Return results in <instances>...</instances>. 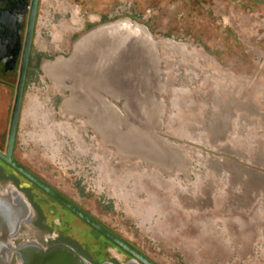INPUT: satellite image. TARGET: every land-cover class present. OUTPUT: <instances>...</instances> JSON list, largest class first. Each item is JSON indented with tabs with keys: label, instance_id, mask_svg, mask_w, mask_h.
<instances>
[{
	"label": "rangeland",
	"instance_id": "obj_1",
	"mask_svg": "<svg viewBox=\"0 0 264 264\" xmlns=\"http://www.w3.org/2000/svg\"><path fill=\"white\" fill-rule=\"evenodd\" d=\"M254 1L43 0L42 10L45 8L46 13L41 14L44 35L40 37L51 59L68 57L73 43L86 32L121 19L146 27L156 40L169 39L177 43L180 54L172 47L158 50L165 58L164 68L168 73L163 94L159 96L163 101V114L160 130L156 133L178 146L186 162L183 166L193 179L183 175L181 166L167 171L141 158L118 157L110 148L106 152L104 175L114 184L120 182L119 187L123 184L130 189L133 185L129 186L130 180L126 177H132L131 171H136L134 175L138 180L135 181L139 184L134 191L139 200L147 203L143 199L146 192L153 193V201L168 204L172 223H178L187 213L190 215V210H202L204 222L218 229L212 232L216 234L218 258L205 257L196 263L200 253L182 256L178 249L155 242V237L132 225L135 219L125 215L123 206L122 210H115L119 198H113L112 193L107 192L111 198L103 195L97 201L106 213V217L101 218L111 226L117 223L114 226L118 233L139 245H150L155 256L173 257L175 263L264 264V128L257 114L264 112V29L261 21L264 17L260 4ZM37 52L36 47L33 54ZM34 69L29 66L27 82L35 74ZM45 77L43 75L42 79ZM32 80L34 86L43 89L39 78L33 76ZM58 96L61 100L67 92L58 90ZM228 98L230 116L225 114L221 121L220 116L216 118L215 115H219ZM116 105L120 107V103ZM81 119L83 117L71 115L68 118L75 125V129L70 130L74 139L78 141L85 127L88 129L85 143L97 144L93 129L88 124L84 127L78 124ZM61 158L66 159V155L62 154ZM113 159L116 165H123L121 174L120 166L117 169L111 166ZM0 168V176L1 172L15 173L7 165H0ZM111 172L119 177L115 178ZM69 176L75 186L84 188L71 171ZM16 178L22 187L29 183L23 176ZM147 181L151 182L149 189ZM51 202L57 210L54 216L63 214L68 223V226L59 227V231L68 234L70 243L73 242L79 252L97 255L100 245L107 239L98 233L95 235L97 231L54 200L48 204ZM146 209L143 203L140 211ZM52 216H47L46 220L51 222ZM156 218L165 221L162 215ZM154 243L158 247H152Z\"/></svg>",
	"mask_w": 264,
	"mask_h": 264
},
{
	"label": "flooded vegetation",
	"instance_id": "obj_2",
	"mask_svg": "<svg viewBox=\"0 0 264 264\" xmlns=\"http://www.w3.org/2000/svg\"><path fill=\"white\" fill-rule=\"evenodd\" d=\"M206 4L213 7L212 3L206 2ZM257 4H260V13L264 17V0H257ZM42 7H44L43 0H0V106L2 105L0 107V153L6 155L7 152L10 118L16 95L19 68L23 58L29 22L32 20L30 49L10 159L111 233L126 248L108 238L0 157V165H7L15 172L14 174L1 172L0 176V209L5 210L10 221L6 225L7 243L6 246L3 245V254L0 251V262L8 261V264H22L25 256H19L13 251L18 248L25 247L36 253L35 250L37 249L46 252L57 246H65L90 264H144L142 259L150 264H179V262L175 263L171 256L164 254L155 256V252L152 254L149 249L150 245L144 243L139 245L127 239L117 232L114 226L117 223L112 224L114 227L108 225L101 218L106 217V213L97 203L103 195L105 198H111L107 192L112 193L113 198H119V204H115V210H122L121 206H123L126 209L125 215L135 219L132 225L134 224L140 231L155 237V242L167 245V248L178 249L177 251L182 256L200 253V256L195 260L196 263L201 262L205 257L210 259L217 257L218 246L217 242L214 241L217 239H215L216 234L214 235L212 232H218V229L213 226L214 224L204 222L203 215H201L202 210H190V215L187 213L181 221L172 223L171 209L168 208V204L163 205V203H157L156 200L153 201V193L146 192V197L143 199L147 203L139 200L138 193L134 191V189H138L137 185L139 184L135 181L138 180V177L134 175L136 171H131L132 177H126L130 180L129 186L130 183L133 185L130 189L126 185L123 187V184L119 187L120 182L114 184L112 179L108 181L105 178L107 149H112L117 156L120 154L113 147L105 144L95 132V138L97 137L95 143H98H85L84 137L88 136V129L84 127V124L87 126L84 119L78 121V124L84 127L81 131L82 135H78V141L74 139L75 135L71 134L70 130H74L75 125L68 120L70 114L60 108L65 98L58 99V88L48 75L50 73H48L47 67L52 66L51 62L60 56L51 59L49 55L47 56L48 53L43 47V42H41L40 36L44 35L41 31V14L46 13L45 8L43 11ZM261 21L264 29V19L262 18ZM84 31L85 27L83 26L82 32ZM73 46L74 43L71 51ZM36 47L38 52L34 55L33 52ZM181 48L183 47L181 46ZM30 65L35 67L33 76L39 78L40 82L44 84L41 87L43 89L34 86L33 80L31 81L33 76L29 82L26 81ZM165 71L168 73L167 70ZM43 75L46 76L45 79H42ZM247 104L250 105L251 103L248 102ZM221 109L223 111L228 110L222 107ZM257 114L264 128V112H257ZM60 127L61 131H59ZM62 154L66 155V159L61 158ZM114 160L110 164L115 169L120 166L121 174L124 171L123 165H116ZM183 165L186 166V162L180 164L183 175L193 179ZM174 167L176 168L177 165ZM69 171L76 176V179H79L80 185L84 188H78L73 181L68 179L70 177ZM91 174H94V177L90 178ZM18 175L23 176L29 183L22 187L16 178V176L19 177ZM112 175L116 176L115 178L119 177L113 173ZM150 184L151 182L147 181L148 189ZM89 194H94V196L90 197ZM50 200H54L87 223L97 231L95 235L98 233L107 239L100 245V250H96L97 255L96 253L86 254L83 250L79 252L72 245L73 242L70 243L68 234L59 231V227L68 226V223L65 215H58L57 213L54 216L53 213H56L57 210L54 208L53 202L48 204ZM143 203L148 209L141 212L140 207ZM43 205H47L48 208L43 207ZM51 214L53 215L51 222H48L46 217ZM157 215L164 216L165 221L158 220ZM195 232L197 234H194ZM77 245L80 246L79 243ZM154 246L158 247V244L154 243L152 247ZM194 248L195 250H193ZM23 250L25 251V249ZM159 253L160 250L157 249L156 254L159 255ZM160 258L162 260H159Z\"/></svg>",
	"mask_w": 264,
	"mask_h": 264
},
{
	"label": "water",
	"instance_id": "obj_3",
	"mask_svg": "<svg viewBox=\"0 0 264 264\" xmlns=\"http://www.w3.org/2000/svg\"><path fill=\"white\" fill-rule=\"evenodd\" d=\"M31 21L19 68L7 152L6 155L0 153V157L108 238L125 247L111 233L10 159L30 49ZM160 47H172L176 54H180L174 41L156 40L146 27L121 19L86 32L75 41L68 57H57L47 69L49 79L58 90L68 93L60 108L71 116L83 117L102 141L113 147L121 157L141 158L148 164L158 165L167 171L170 168L171 171L185 160L174 142L156 133L160 130L163 114V101L159 96L163 94L167 75L165 58L158 52ZM116 103H120V107ZM225 105L222 108H227L228 105ZM227 113L228 110L221 109L220 114L215 116H220L222 121ZM215 121L218 123L219 119ZM5 213L3 208L0 209L1 254L7 243L6 225L10 222ZM13 251L25 256L22 264H90L65 246L46 252L37 249L36 253L25 247ZM142 261L150 264L144 259ZM0 264H8V261Z\"/></svg>",
	"mask_w": 264,
	"mask_h": 264
},
{
	"label": "crops",
	"instance_id": "obj_4",
	"mask_svg": "<svg viewBox=\"0 0 264 264\" xmlns=\"http://www.w3.org/2000/svg\"><path fill=\"white\" fill-rule=\"evenodd\" d=\"M227 109H228V112H229V116H230V99L228 98V101H227ZM84 119V118H83Z\"/></svg>",
	"mask_w": 264,
	"mask_h": 264
}]
</instances>
